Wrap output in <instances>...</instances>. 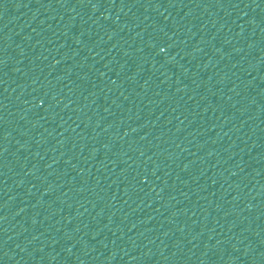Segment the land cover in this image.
<instances>
[{
	"label": "water",
	"instance_id": "water-1",
	"mask_svg": "<svg viewBox=\"0 0 264 264\" xmlns=\"http://www.w3.org/2000/svg\"><path fill=\"white\" fill-rule=\"evenodd\" d=\"M0 264H264V161L43 0H0Z\"/></svg>",
	"mask_w": 264,
	"mask_h": 264
}]
</instances>
